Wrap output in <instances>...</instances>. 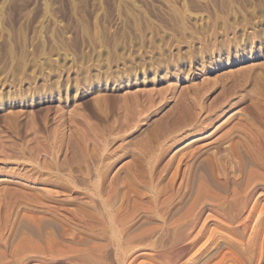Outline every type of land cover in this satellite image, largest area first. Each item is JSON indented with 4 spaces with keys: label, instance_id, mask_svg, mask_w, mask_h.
Masks as SVG:
<instances>
[{
    "label": "rangeland",
    "instance_id": "1",
    "mask_svg": "<svg viewBox=\"0 0 264 264\" xmlns=\"http://www.w3.org/2000/svg\"><path fill=\"white\" fill-rule=\"evenodd\" d=\"M220 135L264 150V0H0V250L77 264L78 235L106 222L98 175L130 211L171 194ZM258 209L242 245L197 243L182 259L264 264Z\"/></svg>",
    "mask_w": 264,
    "mask_h": 264
},
{
    "label": "bare ground",
    "instance_id": "2",
    "mask_svg": "<svg viewBox=\"0 0 264 264\" xmlns=\"http://www.w3.org/2000/svg\"><path fill=\"white\" fill-rule=\"evenodd\" d=\"M207 135H197L191 138L176 151L188 148L195 142L205 139ZM218 137H215L218 138L215 141L214 139L206 140L197 146L196 149L210 145V152L208 151L205 155L197 152L191 156L190 163L181 172L171 194H157L153 199L150 198L148 203H146L147 201L145 204L139 202L140 206L133 204L134 207L130 211L126 209L127 212L120 205L121 202L118 203L116 199L112 202V199L110 201V198L107 199L105 196V200L102 179L104 177L98 175L100 177L96 180L94 187L95 195L99 198L100 206L105 211L106 222L104 221L105 223L102 224L97 221L94 228H91L92 231L89 229L92 232L90 234L92 237L78 235L79 240L77 239V241L84 244L85 248L77 252L78 254L75 256L77 264H105L102 254L103 249L108 245L114 247L117 264H134L141 257L148 264H187L189 260L182 259V255L193 244L200 243L198 249L201 250L209 245H215L218 240H223L225 237L233 240L234 243L241 244L238 242L243 239L246 229L249 227L248 223L253 214L255 215V210L258 209V201L252 199L256 195L255 193L264 196V150L254 143V140L252 142L250 139H245L244 136L242 139H232L222 135ZM176 167H179L178 164ZM2 180L0 179V181ZM118 200L120 201V199ZM261 205V208L259 206L258 209L257 219L264 212V203ZM210 222L211 224H209ZM252 232L258 233L255 230ZM156 234L162 235L161 241H159L161 237L157 239L158 241L154 238ZM20 242L18 240V243ZM247 244L250 245V243ZM19 249L15 250L14 248L10 252L0 250V264H27L28 258H15L16 255L18 256ZM21 249L25 248L21 246ZM230 251L233 253L232 250ZM34 264L36 263L34 262Z\"/></svg>",
    "mask_w": 264,
    "mask_h": 264
}]
</instances>
